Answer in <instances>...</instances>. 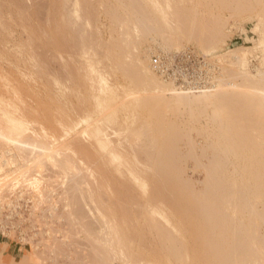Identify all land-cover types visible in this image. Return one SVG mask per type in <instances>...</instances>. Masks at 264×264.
<instances>
[{
  "label": "rangeland",
  "instance_id": "obj_1",
  "mask_svg": "<svg viewBox=\"0 0 264 264\" xmlns=\"http://www.w3.org/2000/svg\"><path fill=\"white\" fill-rule=\"evenodd\" d=\"M263 141L264 0H0V264H264Z\"/></svg>",
  "mask_w": 264,
  "mask_h": 264
},
{
  "label": "bare ground",
  "instance_id": "obj_2",
  "mask_svg": "<svg viewBox=\"0 0 264 264\" xmlns=\"http://www.w3.org/2000/svg\"><path fill=\"white\" fill-rule=\"evenodd\" d=\"M190 2V1H189ZM209 32V31H208ZM214 33V32H213ZM212 33V34H213ZM208 35V34H207ZM210 35V34H209ZM211 36V35H210ZM216 36V35H215ZM208 37V36H207ZM207 37H205V39L207 38ZM211 38V37H210ZM210 38H207V40L208 39H210ZM212 39V38H211ZM216 39H218V38H216ZM207 42H209V41H207ZM210 42H211V40H210ZM213 42H214V40H213ZM200 43V42H199ZM212 43V42H211ZM203 45V44H202ZM207 45H208V43H207ZM211 45V44H210ZM150 73H152V72H150ZM151 76H153V74L151 75ZM248 76V75H247ZM249 79H251L250 77H248ZM248 78H246V79H248ZM151 79H153V81H155L154 80V78H151ZM255 79V78H254ZM254 79H252V80H254ZM259 79V78H258ZM261 79V78H260ZM244 80V79H243ZM242 80V81H243ZM241 81V82H242ZM156 82V81H155ZM158 82V81H157ZM235 83V82H234ZM237 83V82H236ZM238 84H236V86H237ZM234 87L235 86V84L234 85H230V84H228V85H225V84H217V85H214V86H212V88H210V89H202V90H200V92H201V94L200 95H202V94H217L218 95V93L220 94L222 91H224V90H227V89H231V87ZM240 87H241V85H240ZM243 87V86H242ZM168 89H171V88H168ZM173 89V91H174V94H177V96L178 95H181V94H187L186 92H183L182 90H177L176 88H172ZM171 89V90H172ZM243 89H245V88H243ZM221 91V92H220ZM230 92V91H229ZM228 94V93H227ZM199 95V94H198ZM197 95V96H198ZM222 95V94H221ZM182 96V95H181ZM192 96V95H191ZM195 96V95H194ZM203 96V95H202ZM210 97V96H209ZM217 97V96H216ZM221 97V96H220ZM263 145H264V141H263ZM2 148V147H1ZM0 148V149H1ZM6 148V147H5ZM4 151V150H3ZM5 152H6V149H5ZM4 152V153H5ZM3 153V154H4ZM7 154V153H6ZM2 155V154H1ZM3 156V155H2ZM5 157V156H4ZM7 157V156H6ZM15 157V156H14ZM5 160V159H4ZM15 160H16V158H15ZM14 162V161H13ZM16 162V161H15ZM210 166V165H209ZM208 166V167H209ZM207 169V168H206ZM209 169H210V167H209ZM209 169L207 170L208 171V173H209ZM206 171V172H207ZM211 171V170H210ZM124 173V172H123ZM208 173H206V175L208 174ZM211 173H212V171H211ZM210 175V174H209ZM208 176V175H207ZM212 176V175H211ZM211 180V179H210ZM213 180H214V178H213ZM207 182H208V180H207ZM212 183H213V181H212ZM207 186V185H206ZM211 186L209 185V188H210Z\"/></svg>",
  "mask_w": 264,
  "mask_h": 264
}]
</instances>
